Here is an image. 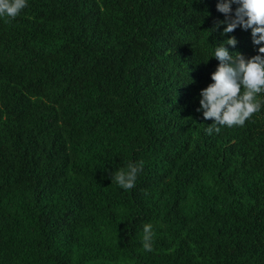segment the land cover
Returning <instances> with one entry per match:
<instances>
[{
	"label": "trees",
	"instance_id": "trees-1",
	"mask_svg": "<svg viewBox=\"0 0 264 264\" xmlns=\"http://www.w3.org/2000/svg\"><path fill=\"white\" fill-rule=\"evenodd\" d=\"M217 2L28 0L0 19V264H264V108L211 135L197 111L217 44L258 54L250 30H214ZM139 160L133 189L112 182Z\"/></svg>",
	"mask_w": 264,
	"mask_h": 264
},
{
	"label": "clouds",
	"instance_id": "clouds-1",
	"mask_svg": "<svg viewBox=\"0 0 264 264\" xmlns=\"http://www.w3.org/2000/svg\"><path fill=\"white\" fill-rule=\"evenodd\" d=\"M27 6L28 0H0V19L14 20ZM216 9L225 19L217 21L214 30L222 27V36H228L237 27L250 30L252 43L259 47L258 54L251 58L230 53L226 45L235 48L238 41L234 36L214 47L211 58L219 63L210 75L212 83L199 92L197 109L205 120L213 121L205 128L208 135L213 131L219 133L222 127L243 126L264 108V96L260 95L264 93V0H218ZM144 167L143 160L129 162L126 168L116 170L111 180L120 189L131 190ZM142 233L143 249L153 251L152 224H144Z\"/></svg>",
	"mask_w": 264,
	"mask_h": 264
}]
</instances>
